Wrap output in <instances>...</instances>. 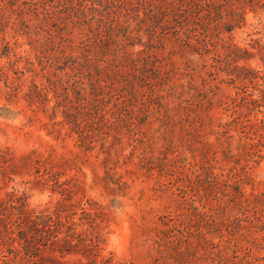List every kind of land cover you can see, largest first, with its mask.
Returning <instances> with one entry per match:
<instances>
[{
  "label": "rangeland",
  "instance_id": "rangeland-1",
  "mask_svg": "<svg viewBox=\"0 0 264 264\" xmlns=\"http://www.w3.org/2000/svg\"><path fill=\"white\" fill-rule=\"evenodd\" d=\"M250 1H222V36L243 49L261 37L257 33L264 25L263 13L254 12ZM4 5L0 0V13ZM232 11L243 13L244 20L228 32ZM131 25L136 29L137 21ZM174 27L165 47L156 41L157 48L146 46V53H173L169 62L180 73H193L200 57H182L174 39L183 30L180 24ZM2 28L0 199L15 191L37 212L68 204L97 215V264H264V201L259 199H264V131L254 135L264 117L250 114L242 117L245 129L239 124L246 111L243 97L251 89L240 81L247 75L242 68L264 72L258 51L237 63L226 56L217 63L213 52L206 85L195 73L197 90H191L188 77L179 74L154 91L138 87L135 103L125 85L112 90L118 87L113 81H102L110 88L97 99L88 80L87 91H81V77L71 65L63 60L50 65L54 54L31 44L46 42L45 31L32 26L29 36L20 24ZM147 42L144 34L142 44ZM136 44L127 53L145 49ZM62 45L67 54L80 56V49ZM55 55L60 60V50ZM233 119L234 126H226ZM248 133L259 143L252 157L242 146ZM240 200L251 203V209L241 208ZM76 213L79 218L81 210ZM42 254L53 257L48 249ZM81 258L65 260L71 264Z\"/></svg>",
  "mask_w": 264,
  "mask_h": 264
},
{
  "label": "trees",
  "instance_id": "trees-1",
  "mask_svg": "<svg viewBox=\"0 0 264 264\" xmlns=\"http://www.w3.org/2000/svg\"><path fill=\"white\" fill-rule=\"evenodd\" d=\"M222 1L224 2V0H7L5 3L4 0L0 26L4 27L1 30L5 32L7 25L20 24L25 28V34L29 36L33 32L32 26L41 33L45 31L49 34L46 42L37 40L31 44L35 46L36 51L54 54L53 58H49L52 59L50 65L61 60L66 65H71L72 71H75L74 75L81 77L78 83L81 91H87L85 80H88L94 85L93 95L97 99L104 95L105 89L110 88L102 81H113L118 87L112 90L125 85V89L129 88L131 101L136 103L140 99L138 87L149 85L154 91L157 86L166 81L170 82L179 74L188 77L187 82L191 90H197L194 84L195 73L206 85L207 78L204 75H211L214 68V63H210L209 59L213 52L215 56L213 61L216 60L217 63L223 56L237 63L245 56H255L252 51H258L257 55L264 64V25L257 33L261 37L249 43L251 50L228 42L221 32ZM250 3L254 12L264 15V0H251ZM229 14L234 21L233 26L227 31L232 32L235 25L244 20V16L243 13L236 11ZM133 20L137 21L136 29L131 25ZM177 24H180L183 30L182 34L176 33L174 39L179 53L182 57L195 55L200 57V64L192 69L193 73L188 70L180 73L181 68L176 63L169 62L173 53L162 57L158 55L153 57L148 50L146 53V46L148 49L157 48L156 41H160L161 48L165 47L166 36L172 35L170 32ZM39 32L37 31L36 35L40 34ZM144 34L148 35L146 44H142ZM182 35H185L186 39ZM57 39L80 49V56L67 54V50L63 49L62 43ZM5 41L6 36L3 35L0 42ZM136 42L145 46V49L136 52L129 50L128 55V48L136 46ZM59 50L62 55L59 56L60 60L55 55ZM186 65L187 69L193 66L191 61H187ZM118 66L125 71H115ZM162 68H165L164 71ZM242 69L247 75H242L240 81L249 83L250 86L246 88L251 87L246 91L249 92L248 96L243 97L246 111L239 117V124L245 129L248 122L242 117L248 118L250 114H262L264 117V72ZM56 74L54 71L53 76ZM46 78L51 83H56L50 75H46ZM153 79L154 85L150 83ZM229 80L233 83L236 81L232 76ZM224 81L226 80L222 82ZM35 87L38 88L37 84ZM237 94L241 96L239 92ZM199 95L206 97L200 91ZM93 100L95 99L91 101ZM201 107L203 108L202 105ZM236 122L233 119L227 122L226 126L232 127ZM255 128L254 135L264 131V118L257 122ZM252 135L253 133H248L241 138L242 146L249 157L257 155L253 151L259 145ZM259 199L264 201L262 198ZM240 206L247 211L251 209V203L247 200H240ZM77 209L81 210L79 218ZM96 216L80 205L68 204L37 212L31 209L26 201L21 203L15 191L7 193L6 198L0 199V264H70L65 260L70 256L82 257L71 264H97L100 241L98 227L95 224ZM47 249L53 252V257L43 256L42 253ZM57 255H60V258ZM247 262L253 264V260ZM105 264H111L110 260Z\"/></svg>",
  "mask_w": 264,
  "mask_h": 264
}]
</instances>
